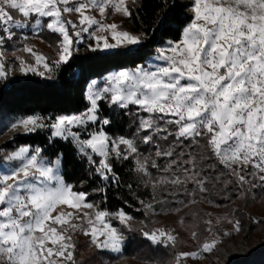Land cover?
Instances as JSON below:
<instances>
[{
	"label": "snow or ice",
	"instance_id": "snow-or-ice-1",
	"mask_svg": "<svg viewBox=\"0 0 264 264\" xmlns=\"http://www.w3.org/2000/svg\"><path fill=\"white\" fill-rule=\"evenodd\" d=\"M191 11L193 16L180 38L157 47L151 62L113 71L102 82L91 80L83 112L27 116L12 128L25 134L48 131L49 142H71L106 185L120 182L113 161L133 162L144 186L152 188L154 200L158 189L171 186L169 195L182 192L192 198L189 203H197V195L207 193L209 185L214 187L225 175L232 179L223 181L224 185L234 184L237 198H264V0H194ZM114 13L133 14L127 0H0V81L10 75L4 45L17 38V30L27 28L35 36L46 30L59 40L57 58L52 61L25 44L20 51L30 54L34 63L17 58L24 75L55 79L81 44L91 52H106L133 63L143 59L146 36L105 23ZM72 15L78 20L68 18ZM101 102L136 115V135H110L112 120L101 115ZM133 107L136 113L131 112ZM137 138L155 152L145 156ZM193 145L201 150L199 154L188 150ZM205 153L225 171L213 175L215 168L208 165L211 171L206 174L203 161L209 156ZM157 158L165 163H157ZM4 160L0 264H78L76 232L90 237L91 245L100 251L123 252L126 238L112 221L131 231L133 217L123 209L109 212L89 201L88 192L74 190L62 173V153L53 161L41 147L23 145L4 155ZM150 169L164 175L153 177ZM61 206L72 211L57 212ZM221 220L232 225L224 237L242 231L234 212L216 222ZM204 223L212 239L205 240L198 251L176 253L174 264L221 250L223 237L212 231L211 219ZM141 234L153 245L175 248L177 244V237L164 229L141 230ZM192 236L196 239L197 233Z\"/></svg>",
	"mask_w": 264,
	"mask_h": 264
},
{
	"label": "trees",
	"instance_id": "trees-1",
	"mask_svg": "<svg viewBox=\"0 0 264 264\" xmlns=\"http://www.w3.org/2000/svg\"><path fill=\"white\" fill-rule=\"evenodd\" d=\"M192 3L186 0H138V6L132 12L130 18L131 32L138 35L144 34V52L143 59H137L135 63L124 57L115 56L100 51L91 52L82 50L73 57L70 65H62L55 74V79L46 80L40 76L27 75L25 77L9 76L5 83L0 87V118L4 116H32L41 115L44 117H55L67 113L83 112L88 102L85 99V90L88 83L100 78L113 70L122 68H132L137 64H144L148 58L155 54L157 47L163 46L167 40H178L183 28L190 22ZM132 113L137 109L133 107ZM101 115L112 120L109 126V134L113 137L136 135L138 126V117L134 114H128L124 110L109 107L101 102ZM140 115H144L140 113ZM48 131H37L32 134H15L9 141L0 146V153H7L16 150L22 145L32 147L39 146L44 149L50 160L56 159L58 154H63L62 173L67 183L75 185L76 191H86L89 193V201L99 204L103 209L109 212H116L123 209L133 217V221H144L147 219L145 208L149 203L153 205L152 210L156 213L166 214L173 212L174 209L185 208L192 199L182 192L176 196L169 195L171 186L166 189H158L155 193L156 199H153L152 188L145 187L141 177L134 171V163L131 161H113L114 171L119 176V184H105L95 174L87 160L78 155L76 148L71 142H65L59 139L49 142ZM173 138L169 137V141ZM162 145L167 142L158 141ZM137 143L141 152L148 156L154 153L155 148L145 145L137 138ZM180 149H177L179 151ZM189 151L199 154L200 149L193 145ZM203 161L206 167V174L210 169L208 165L215 168L213 175L225 171L222 165H219L210 153ZM155 158V157H153ZM187 158V157H185ZM4 161V153L0 155V163ZM157 163L163 165L164 160L157 158ZM153 177L164 175L156 169H150ZM231 177L225 175L221 177V182L215 186L209 185V191L204 194H198L197 203H193L191 209L197 210L201 205L214 204L215 206H232L239 198L238 191L234 184L224 185L223 181L230 180ZM131 185V187H129ZM189 189L193 185H188ZM105 188L106 192L99 191ZM201 196L204 199H201ZM144 201V203H140ZM242 205V204H241ZM237 209V217L242 225L243 238L246 239L241 245L236 246L233 251L225 256L226 264H264V239L256 237L255 232L263 231L264 218H259L255 214H247L246 206L243 204ZM218 207V208H220ZM254 221H259L256 223ZM115 226L117 222H112ZM125 236L124 250L120 255H114L106 251L95 250L84 261L80 262L76 257L78 264H101V261L109 262L120 261L124 258H130L136 255L149 254L153 256L158 254L162 246L153 245L148 241L140 231H130L121 229ZM264 234V231H263ZM242 238V239H243ZM247 240L249 242H247ZM241 240L240 242H242ZM76 256V253H75ZM149 259V256L147 255Z\"/></svg>",
	"mask_w": 264,
	"mask_h": 264
},
{
	"label": "rangeland",
	"instance_id": "rangeland-1",
	"mask_svg": "<svg viewBox=\"0 0 264 264\" xmlns=\"http://www.w3.org/2000/svg\"><path fill=\"white\" fill-rule=\"evenodd\" d=\"M186 1L192 3V5L194 3V0H186ZM127 3L132 12L138 6V0H135L134 4L132 0H127ZM91 14H96V13H91ZM68 18L72 19L73 21L78 20V17L75 15L69 16ZM97 18L99 19L98 15ZM130 18L131 17H123L119 13H114L111 14L109 19L105 20L104 22L116 23L120 25L124 30L131 32ZM23 36H27L28 39L24 41ZM58 40H59L58 36L53 35L46 30L42 31L39 34V36L33 35L31 28H27L24 30H17V38L15 40L8 41L4 45V49H3L6 53V67L10 73L9 76L12 77L27 76L21 73L19 70V60L17 59L18 57H22L25 60H28L30 63H34V61H32L30 57V54L20 51V49L25 44H29L33 46L34 51L43 54L44 56L49 58V61H52L57 58ZM79 47H80L79 52L87 49L86 44H81ZM102 53H106V52H102ZM154 55L155 54L151 55L144 64L146 65L148 62H151V57ZM113 71H117V70H113ZM113 71L108 72L107 74H105L100 78H95V80L102 82L104 77H106L109 73ZM28 75H33V74L29 73ZM5 81H0V87L2 83H5ZM70 114H77V113H67L61 115H70ZM25 117L27 116L11 115L0 118V146L6 143L7 141H9L15 134L26 135L21 129L12 128V125L14 123ZM2 153H4V155L7 154V152L3 150ZM95 159L99 160L100 158L95 157ZM5 166L6 163L4 160L3 162L0 163V170H3ZM12 166L15 165L13 164ZM192 204L193 203H190L189 205H187V207L183 209L182 208L174 209L173 212L166 214L156 213L152 209L146 207L145 212L147 215V219L144 221L131 222L132 224L131 231L141 232V230L151 231L153 229H164L171 232L173 235L177 237V244L175 248L162 246V248L159 249L158 254H154L153 256L145 253L144 255H136L130 258H124L116 262H109L105 259L101 261V264H174L176 253L198 251L201 245L205 242V240L212 239V236L205 231V229L209 227L207 224L204 223L205 219H211L213 222L211 225L212 231L214 233H219V235L223 237L224 243L223 245H220L221 250L219 252L214 251L213 253L210 254L202 253L200 259L194 260L189 258L187 261L182 262V264H226L227 261L225 260V256L227 257V254L229 255V253L233 251L236 246L239 247V245L243 244L246 239L243 238L244 234L242 232L239 233L233 232L230 237H224L223 236L224 231H232V225L227 223L226 220H221L220 223H217L216 222L217 218L228 216L234 212L235 219H238L236 211L241 204L242 205L244 204L246 206V209L244 208V210H246L247 214L250 215L255 214L259 218L262 217L264 218V198H262L259 195L255 199H253L251 195H249L243 199H239L232 206L227 205L225 207H220V208H218L214 204H211L210 206L201 205V208L194 211L193 208L192 209L190 208L194 205ZM242 205L241 207H243ZM62 209L65 211H72L71 209H68L66 206H61L60 208L57 209V212H59ZM84 211H89V210H84ZM53 215H56V213H53ZM181 221H183V223H181ZM116 222L117 225L115 226L113 224V226L118 227L120 229L123 228V230L127 229L124 226L120 225L118 221ZM263 231L261 229L255 232L256 237L260 239H264ZM193 232L197 233L196 239H193L192 236ZM73 239L76 242V252H75L76 257H78L80 262L84 261V259L90 256L91 254H94V251L97 250L95 246L91 245L90 237L83 235L81 232L74 233ZM241 240L243 241L240 242ZM247 242L249 241L247 240ZM147 255L149 256V259L147 258Z\"/></svg>",
	"mask_w": 264,
	"mask_h": 264
}]
</instances>
